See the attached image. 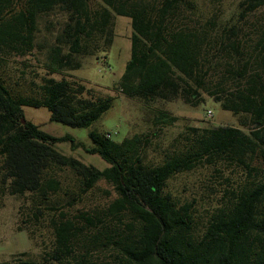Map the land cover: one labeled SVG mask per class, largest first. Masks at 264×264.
I'll return each instance as SVG.
<instances>
[{
    "label": "trees",
    "instance_id": "1",
    "mask_svg": "<svg viewBox=\"0 0 264 264\" xmlns=\"http://www.w3.org/2000/svg\"><path fill=\"white\" fill-rule=\"evenodd\" d=\"M240 5L246 13L264 6V0H241ZM184 7L193 9L188 0H99L93 7L89 0H0L1 189L17 198L29 195L36 205L33 223L41 215L39 206L60 190L56 173L63 168L77 180L79 191L67 195V205L100 179L115 194L99 209L51 216L47 259L64 264H264V31L248 50L233 25L211 36L206 28L178 19ZM118 15L129 18L131 31L129 57L114 87L143 103L144 129L115 141L92 127L86 146L25 119L22 106H42L50 121L88 127L111 107L113 96L52 74L80 68L85 57L104 61ZM213 54L224 70L207 86L205 62ZM17 56L31 57L44 71L31 93L8 81L7 66ZM200 90L235 116L238 125H186L164 143L162 129L177 118L150 105L179 100L194 106L203 101ZM59 141L97 154L108 165L99 169L64 155L53 146ZM149 149L158 157L147 158ZM217 163L234 169L237 177L225 178L218 202L199 219L191 202H181L168 189V180L199 166L212 165L219 173ZM100 251H107L108 258H93ZM0 264L36 263L16 258Z\"/></svg>",
    "mask_w": 264,
    "mask_h": 264
},
{
    "label": "rangeland",
    "instance_id": "2",
    "mask_svg": "<svg viewBox=\"0 0 264 264\" xmlns=\"http://www.w3.org/2000/svg\"><path fill=\"white\" fill-rule=\"evenodd\" d=\"M99 0H89L91 7L96 6ZM241 0H188L193 9L182 8L178 19L194 24L198 27L206 28L211 36H214L223 27L235 26L239 30L241 40L246 48L251 46L264 31V6L249 11L241 12ZM129 18L125 16H115L114 18V38L106 52L104 61H99L93 57H85L80 68L66 70L60 74L53 73L56 79L60 77L76 79L86 87H92L99 95L113 96V102L96 121L88 127L69 126L63 123L50 121L49 112L45 107L22 106L25 119L52 135H70L74 140L90 145L87 132L95 127L101 132H108L115 141H120L129 132L144 129V124L140 119L143 111V103L135 98L123 96L115 87L114 83L122 73L124 64L129 57ZM214 53V50L212 51ZM214 56V57H213ZM13 64L8 65V81L13 87L23 93H31L34 88L33 83L38 81V76L44 73L31 57H15ZM221 62V63H218ZM209 67L208 75L205 78V85L211 86L217 80L218 75L223 72L222 60L214 54L205 62ZM109 66L108 69L103 67ZM32 67L35 69L33 70ZM100 68V70H98ZM7 71V70H6ZM233 81L227 82L232 86ZM200 97L203 101L191 106L179 100L170 102H154L150 106L166 109L170 114L176 116V121L161 131V139L168 142L176 133L183 131L184 126L214 127L217 125L237 126V118L229 111L222 109L217 101L209 98L202 90ZM211 111V116H206V110ZM54 148L64 155L77 158L81 162L92 165L96 168H103L108 164L97 154L86 153L82 148H70L69 141H59L53 144ZM155 152L150 149L147 158L151 159ZM212 165L199 166L190 172L181 173L168 180V189L179 198L181 202H191L199 219L203 218L208 211L218 202L223 188L227 185L225 178L234 179L236 173L234 169L217 163L219 173ZM60 182V190L51 196L48 202L42 203L39 208L41 215L37 222L32 220L31 212L35 211L36 205L32 204L29 195L14 197L9 195L0 187V262L15 261L16 258H27L36 264H64L55 260L47 259L45 251L52 246L53 235L49 226V218L63 211L66 217H72L79 211H92L103 207L111 198L115 196L111 186L104 180H98L95 185L86 192L80 193L77 200L71 205H67V195L79 193L77 180L71 172L63 168L56 173ZM54 206L55 209L48 207ZM25 220V222L23 221ZM27 231H31L30 237ZM24 252V255H20ZM107 251L96 252L93 258L104 259Z\"/></svg>",
    "mask_w": 264,
    "mask_h": 264
},
{
    "label": "built area",
    "instance_id": "3",
    "mask_svg": "<svg viewBox=\"0 0 264 264\" xmlns=\"http://www.w3.org/2000/svg\"><path fill=\"white\" fill-rule=\"evenodd\" d=\"M109 68V66H105V67H103V69H108ZM98 70H100V68H98ZM206 116H208V117H210L211 116V111L210 110H206ZM106 136H110V134L107 132L106 133Z\"/></svg>",
    "mask_w": 264,
    "mask_h": 264
},
{
    "label": "water",
    "instance_id": "4",
    "mask_svg": "<svg viewBox=\"0 0 264 264\" xmlns=\"http://www.w3.org/2000/svg\"><path fill=\"white\" fill-rule=\"evenodd\" d=\"M24 120L23 119H21V122H23Z\"/></svg>",
    "mask_w": 264,
    "mask_h": 264
}]
</instances>
